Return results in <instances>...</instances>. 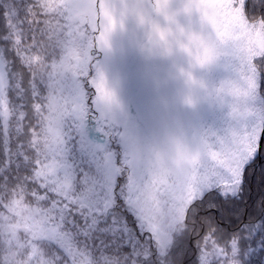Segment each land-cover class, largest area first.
Here are the masks:
<instances>
[{
	"label": "snow or ice",
	"instance_id": "snow-or-ice-1",
	"mask_svg": "<svg viewBox=\"0 0 264 264\" xmlns=\"http://www.w3.org/2000/svg\"><path fill=\"white\" fill-rule=\"evenodd\" d=\"M81 2L91 8L92 21L86 25L87 55L71 85L78 111L70 127L73 148L99 179L100 211L94 214L97 255L107 252L124 264H234L232 256L238 252L240 264H264V0H244L243 17L237 11L239 0H185L180 8L171 0H154L152 7L165 26L146 15L139 2L124 3L123 15L138 16L149 43L157 37L164 40L174 28L183 32L182 14L197 15L210 28L207 37L189 30V44L181 45L190 57V69H181L190 85L202 86L191 69L213 64L223 52L235 61L236 79L216 94L232 98L237 126L195 148L176 140L154 149L141 147L130 133L128 119L116 116L118 101L95 55L97 49L111 46L117 26L114 5L111 0ZM257 15L261 27L253 32L250 17ZM186 102H193L191 96ZM146 183L157 196L176 192L189 200L185 228L164 252L156 233L133 207ZM190 217L196 221L191 228ZM209 243L214 248L210 258Z\"/></svg>",
	"mask_w": 264,
	"mask_h": 264
},
{
	"label": "rangeland",
	"instance_id": "rangeland-1",
	"mask_svg": "<svg viewBox=\"0 0 264 264\" xmlns=\"http://www.w3.org/2000/svg\"><path fill=\"white\" fill-rule=\"evenodd\" d=\"M125 2H139L151 19L162 26L167 22L152 7L154 0H111L117 20L110 36L111 46L97 49L95 53L107 86L118 101L115 114L120 119H128L130 133L137 143L145 149H154L168 147L179 140L195 148L202 140L223 136L235 128L238 121L232 114V98H221L216 94L217 89L236 79L232 55L223 52L213 64L191 69L202 86L190 85L181 72V69H190V57L181 48L182 44H189L187 33L190 30L207 37L210 28L197 15L182 14L179 22L183 32L174 28L164 40L157 37L149 43L138 16L131 13L123 15ZM171 2L174 8H180L185 0ZM242 2L239 0L237 9L241 17ZM61 4L63 20L60 21V32L64 39L59 44L61 59L54 63L49 74V112L43 131L45 144L41 149L47 165L39 176L48 174V178L60 188L65 202H79L100 211L97 207L100 203L98 176L73 148L70 127L71 118L78 111L71 85L87 55L90 38L86 25L92 21V11L81 0H62ZM252 25L253 32L259 29L255 22ZM169 48L171 54H168ZM4 83L5 69L0 57V92ZM90 92L94 94V89ZM189 96L192 103L186 102ZM188 203L187 198L176 192L157 196L152 184L146 183L133 207L139 210L142 221L163 239L168 218H182ZM1 226L12 253L25 257L29 262L93 264L84 248L79 247L69 233L61 230L50 214L40 209L11 204L1 213ZM41 241L56 243L67 255V260L58 259L61 257L58 253V260L46 256Z\"/></svg>",
	"mask_w": 264,
	"mask_h": 264
},
{
	"label": "trees",
	"instance_id": "trees-1",
	"mask_svg": "<svg viewBox=\"0 0 264 264\" xmlns=\"http://www.w3.org/2000/svg\"><path fill=\"white\" fill-rule=\"evenodd\" d=\"M61 2L0 0V36H3L0 57L5 69L4 88L0 92V264H37L14 255L8 244L1 226V213L11 204L28 205L50 214L61 230L84 248L93 264H124L113 254L101 251L97 255L95 248L100 245L94 247V214L99 211L79 202H65L60 188L48 174L39 176L47 165L41 149L45 144L43 131L49 112V74L54 63L61 59L59 44L64 39L60 32ZM241 10L244 16V0ZM250 19L261 27L259 15ZM261 95L264 96V88ZM184 216L176 220L168 218L163 239L155 232L162 252L183 232ZM195 223L190 217L188 227ZM40 245L46 256L67 260L56 243L41 241ZM208 248L210 258L214 248L211 243ZM232 260L240 264L238 252Z\"/></svg>",
	"mask_w": 264,
	"mask_h": 264
}]
</instances>
